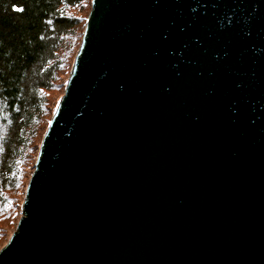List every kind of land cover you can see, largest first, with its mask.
I'll list each match as a JSON object with an SVG mask.
<instances>
[{"label":"water","instance_id":"95a60500","mask_svg":"<svg viewBox=\"0 0 264 264\" xmlns=\"http://www.w3.org/2000/svg\"><path fill=\"white\" fill-rule=\"evenodd\" d=\"M88 11L0 264H264V0Z\"/></svg>","mask_w":264,"mask_h":264},{"label":"trees","instance_id":"16d2710c","mask_svg":"<svg viewBox=\"0 0 264 264\" xmlns=\"http://www.w3.org/2000/svg\"><path fill=\"white\" fill-rule=\"evenodd\" d=\"M90 0H0V212L25 191ZM89 12V11H88ZM30 170V171H29Z\"/></svg>","mask_w":264,"mask_h":264},{"label":"rangeland","instance_id":"374dc122","mask_svg":"<svg viewBox=\"0 0 264 264\" xmlns=\"http://www.w3.org/2000/svg\"><path fill=\"white\" fill-rule=\"evenodd\" d=\"M88 9H86L81 14H79L76 10H72V9L68 10L67 13L69 15L85 17L87 15ZM61 89L46 93L51 105L54 106L55 104L56 106ZM20 201H21V192L17 195L11 196L10 207L7 208L5 211L0 212V247L6 242V240L10 237L11 233L14 230L20 212Z\"/></svg>","mask_w":264,"mask_h":264}]
</instances>
